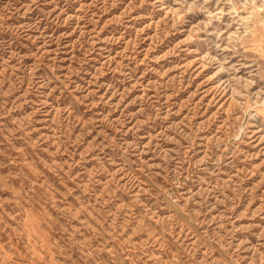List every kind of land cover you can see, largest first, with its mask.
<instances>
[{"label": "rangeland", "instance_id": "1", "mask_svg": "<svg viewBox=\"0 0 264 264\" xmlns=\"http://www.w3.org/2000/svg\"><path fill=\"white\" fill-rule=\"evenodd\" d=\"M0 264H264V0H0Z\"/></svg>", "mask_w": 264, "mask_h": 264}]
</instances>
